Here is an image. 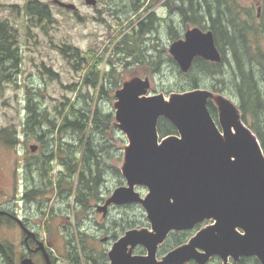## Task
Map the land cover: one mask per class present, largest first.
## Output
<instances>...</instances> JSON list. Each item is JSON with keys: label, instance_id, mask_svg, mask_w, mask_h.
Returning <instances> with one entry per match:
<instances>
[{"label": "water", "instance_id": "water-1", "mask_svg": "<svg viewBox=\"0 0 264 264\" xmlns=\"http://www.w3.org/2000/svg\"><path fill=\"white\" fill-rule=\"evenodd\" d=\"M84 1L92 7L98 2ZM52 2L77 10L73 3ZM169 53L183 73L197 58L223 59L213 31L199 27L171 43ZM149 88L148 79L133 80L117 91L115 118L129 141L121 169L126 185L113 192L106 206L141 205L153 231L128 230L111 247L110 264H209L214 257L222 264H239L242 258L264 264V151L259 139L232 102L218 105L220 128L209 111L213 93L207 89L173 93L167 101L163 94L147 95ZM162 118L178 135L161 137ZM30 150L35 153L38 146ZM138 186L148 189L145 197L135 190ZM207 221L212 223L187 244L158 259L159 246L172 232ZM38 244L51 264L43 243ZM139 246L146 254H133ZM21 264L35 263L25 258Z\"/></svg>", "mask_w": 264, "mask_h": 264}, {"label": "trees", "instance_id": "trees-1", "mask_svg": "<svg viewBox=\"0 0 264 264\" xmlns=\"http://www.w3.org/2000/svg\"><path fill=\"white\" fill-rule=\"evenodd\" d=\"M189 1L190 7L185 11L186 17L194 16L206 7L208 14L212 16L215 14L216 5L219 9L222 5L225 8L228 4L236 6L239 0L237 2L235 0H223L224 2L222 0H201L205 2L201 5L197 4L198 0ZM121 4L124 5L120 11L110 13L112 17L119 20L120 30L111 41L114 44L112 54L106 60L109 69L103 74L100 71L107 51L92 61L88 58L89 53L83 54L81 50L71 45H63L58 49L72 71L84 73L80 83L68 86V89L78 94L77 100L71 102L69 98H66V102H61L60 109L55 108V113L49 109L40 110L38 104L33 103V98L29 99L33 111L28 129L32 133H40L41 120H43L46 125V136L35 140L39 143V148L26 162L25 181L32 187L26 199L35 201L48 194L56 196L67 204V213H74L79 224L89 215L91 202L102 201V189L107 177L111 174L122 177L118 167L109 165L114 157L112 143L116 130L111 127L112 114L105 113L98 102L104 94L108 95L105 83L113 84L110 89L120 86L115 73L117 71L118 76L122 74L115 68L122 62L125 66L135 62L148 63L151 58L147 56L148 41L158 31L154 23L155 11L152 0H123ZM176 4L178 5L177 2ZM238 6L243 5L238 2ZM24 9L29 31L32 28H39L41 32L47 34L55 19L50 5L39 0H30L24 5ZM239 9L244 11L242 8ZM246 13L248 16L240 15L237 18H231L223 25L218 16L211 17L213 22L211 30L216 45L223 52L221 63H212L197 58L191 70L184 74L172 57L170 60L176 65L178 76L184 78L178 86L182 92L206 89L204 81L208 79L214 81L212 90L221 93L226 91V86L222 87L220 84L225 83L224 75L229 74L228 78L232 80L229 88L233 89L231 91L239 100L242 120L255 132L264 151V26L258 25L256 15L252 10ZM123 14L127 15L126 22H123ZM191 23L199 22L192 20ZM118 37L120 38L117 39ZM181 37L176 32L171 35V40L175 41ZM19 39V31L10 23V20H0V88L3 83L14 84L13 78L17 74L15 71L20 70L22 54L18 51ZM224 45L231 52L229 56L225 54ZM6 63L11 66L5 65ZM226 64L227 70H230L229 73L224 71ZM4 65L16 69L9 74L4 70ZM48 71L51 72L50 69ZM85 87L86 91H84ZM208 107L216 120L217 107L212 101L209 102ZM158 128L161 137L178 135L176 128L165 118L159 121ZM4 141L8 145L17 143L16 137L5 138ZM56 167L60 170L56 171ZM131 205L134 206V204ZM40 212L41 231L45 235L48 233L50 237V223L51 219L55 218L53 214L56 209L49 205L48 199L40 203ZM1 220L0 224L3 223ZM125 221H116L114 225H118L122 231L134 228L124 223ZM77 231L79 232L71 237L67 236V233L64 234L67 254L64 256L65 262L68 264H107L106 250L98 248L96 240L91 235L81 229ZM175 234L174 248L188 242V233ZM87 240L89 246H86ZM17 260L18 253L14 246L0 241V261L3 264H17ZM239 264H260V262L256 258H242Z\"/></svg>", "mask_w": 264, "mask_h": 264}, {"label": "rangeland", "instance_id": "rangeland-1", "mask_svg": "<svg viewBox=\"0 0 264 264\" xmlns=\"http://www.w3.org/2000/svg\"><path fill=\"white\" fill-rule=\"evenodd\" d=\"M28 1L30 0H0V20L9 19L10 23L19 31L20 42L18 51L22 54L20 70L15 71L16 68L11 67L12 72L15 71L17 73L13 78L15 80L14 84L3 83L0 88V129L5 127L13 129L17 125L18 129L22 125L19 121L26 117L25 106L27 104V97L33 98L40 110L49 109L55 113V108L60 109L61 102H66V98H69L71 102L77 100L78 94L68 89V86L80 83L84 73H75L72 71L68 62L61 55L58 47L71 45L81 50L83 54L89 53L88 58L89 60L92 59V61L107 51L104 57L105 61L100 66L102 74L103 72L105 73L109 69L106 60L111 57L114 46L111 41L117 36L120 30L119 20L116 17H112L110 13L120 11V8L124 5L121 4L123 0H99L96 7L86 5L84 0H61L66 3L75 4L77 10L73 12L55 5L52 0H39L50 5L55 18L47 31L48 33L45 34L39 28H32L29 31L26 22V11L24 9V5ZM238 2L245 7L254 4L253 1L248 0H239ZM156 11H158L160 16L165 15L161 6L157 7ZM126 17L127 15L123 14V22H126ZM173 19L178 34L183 37L187 27L182 23L181 17L178 14ZM170 36L166 26L159 29L148 41L149 51L147 52V56L148 58L151 57L148 63L135 62L125 66L122 62L117 67L118 72L120 71L122 76H118L117 71L115 73V77L118 79L120 86L110 89L113 84L105 83L108 95L104 94L98 102L105 113L112 114L113 116L111 127H114L116 131L115 139L112 143L114 157L109 163L112 167L122 169L125 150L129 146V141L120 131L115 118L117 109L115 105L117 102L116 94L121 89L120 87L133 80L148 79L150 88L147 95L163 94L166 100L169 101L173 93H182V90H179L178 86L184 81V78L178 76L177 67L170 60L169 47L173 42L169 39ZM129 61L133 62L131 60ZM49 69L51 72L48 71ZM225 70L226 73L230 71L229 69L227 70V64L224 67ZM228 77L229 74L224 75L225 83L220 84L222 87L226 86V91H222L221 93L212 90L214 81L208 79L204 81L206 89L213 93L211 101L217 109L221 102L236 103L239 107V101L234 96L235 93L231 91L233 89L230 90L229 88L232 80ZM29 87L32 91H29ZM86 90L87 88L85 87L84 91ZM90 92L92 93V89H90ZM216 121L220 127L219 111L217 112ZM247 126L249 127L248 124ZM22 134L23 132L21 131L19 135ZM5 142L2 139L0 140V205L2 204L4 207L9 208L16 206L22 215L31 218V224L37 225L41 223L40 212L38 211L40 209V203L42 204L43 201L49 199V205L56 209V212L53 214L55 218L51 220L55 224V219H57V223L64 228V233L62 235L60 234L51 246L54 255L57 257L58 264H68L64 260V256L67 254L63 237L66 233L67 236L71 237L76 232H79L77 231L78 229H81V231L91 235L96 240L97 247L106 250L107 259L105 261L107 264H110L108 254L111 247L127 232L119 229V226L114 225V222L126 220L124 223L128 226H133L137 230L146 229L149 232L153 231L147 219L146 211L141 205L119 206L111 204L106 206V202L112 196L113 192L119 187L126 185L122 173L121 178L112 174L107 177L105 186L102 189V201L91 202L89 215L81 224L78 223L74 213H67V204L65 202L56 198V196H50V194L39 198L33 205L34 213L28 206L25 208L23 203L16 205L13 201L15 196L14 188L20 189L21 186L23 187L25 185L26 162L37 152L32 153L30 146H39V143L34 139L25 137L15 145H8ZM55 169L56 171L60 170L58 167ZM40 184L44 185L43 183ZM135 190L141 197H145L148 194V189L144 186H138ZM211 223L207 221L196 229L183 232L188 233L190 239L198 230L208 227ZM12 227L8 221L3 220V223L0 224V241L12 244L18 251L21 245L22 235ZM175 233L182 232L171 233L165 243L159 246L157 254L159 260L173 250L176 244ZM86 246H89L88 240ZM133 254L144 255L146 254V250L143 247H137L133 250ZM209 264H221V260L215 258Z\"/></svg>", "mask_w": 264, "mask_h": 264}, {"label": "flooded vegetation", "instance_id": "flooded-vegetation-1", "mask_svg": "<svg viewBox=\"0 0 264 264\" xmlns=\"http://www.w3.org/2000/svg\"><path fill=\"white\" fill-rule=\"evenodd\" d=\"M235 1L237 2V0H235ZM248 1H253L254 4L252 6H249V7H245L244 5L240 7V6H238V2H237L236 6H230L231 4H228L227 7L225 8L224 5H222L221 9L217 8L218 5H216L215 14L212 16H210L208 14L209 12L207 11V7H206V9H204L202 12L196 13L194 16L193 20L199 22L200 24L199 23L192 24L191 23L192 22V16L191 15L188 17L187 20H185V22H183V24L187 27L186 28L187 30L191 29L193 27H199L203 31H208V30H211V27L213 25L211 17L218 16L220 23L223 25L224 22L229 21L231 18H237L240 15L248 16V13H246V11L252 10L253 13H255V15H256L258 25L264 26V20H262V17L264 16V0H248ZM98 2H99V0H98ZM222 2H224V1L222 0ZM183 4L186 8L189 9V7H190V1L189 0H184ZM197 4L200 5L201 0H198ZM202 4H203V1H202ZM153 5L155 7V20H156L158 31H159V29H161L164 26H166L168 28V30L170 27L174 26L175 21H174L173 17L176 14H179V12H180L179 6L176 4L175 0H153ZM159 6H161L163 13H165L164 16H160L158 11H156V8ZM239 8L244 9V11H241ZM183 12L186 13L185 10ZM185 33H184V35H185ZM184 35L182 38H184ZM169 39L171 40V36L169 37ZM224 51H225V54H227V56H229L231 54V52L227 49ZM220 52H221L222 57H223V52L222 51H220ZM5 65L11 66L8 63H6ZM5 65H4V67H5L4 70L7 71L9 74H11L12 68L7 67ZM118 66L119 65H117V67ZM117 67L115 69H117ZM43 68H44V66H43ZM29 91H32L30 87H29ZM29 99H30V97H27V104L25 106V110L27 113L26 117H25V119L19 121L22 123V125L19 126L18 129H17L18 125H17V127H14L13 129L8 128V127L1 128L0 129V140L1 139L4 140L6 137H14V138L16 137V141H17V143H19V141L23 140V137L37 140V139H40V138L46 136V134H45L46 128H45V123L43 120H41L40 133H37V132L32 133L28 129V126L30 123L29 119L31 118V114L33 111V107L30 106ZM34 103H36V102L34 101ZM21 131L23 132V134L19 135V133ZM31 188L32 187H30L26 181H25V185H23V187L21 186L20 189L14 188L15 196H14L13 201L15 202L16 205L23 203L25 208H27L26 206H28V208H30V210H32V212L34 213L35 211L33 210V207H34L33 205L38 200L28 201L26 199V195ZM22 189H24L23 192H21ZM15 191H16V193H15ZM17 202H19V203H17ZM22 209H24V207H22ZM0 211L6 212L4 215H0V220L2 219L1 221H3V220L8 221L13 226L12 228L16 229L22 235V241H21V245H20V248L18 249V251L14 247L15 251L18 253V260L17 261L19 263H21L22 260L25 258H32L34 260L35 264H48L47 259L45 258L44 251L42 249L39 250V244L38 243H39V241H41L45 247L46 252L49 255L51 264H58L57 263V257L54 255L53 250L51 249V246H52L53 242L56 241L58 236H60V234L62 235L64 233L63 232L64 228L62 225L60 226V224L57 223V219H55V221H56L55 224L53 221H51L50 228H49L50 237H48V233L45 231L47 234L44 236V237H46L44 239L41 237V235H43V231H41V223L37 224V225L31 224V222H30L31 218L22 215L21 211H18L16 206L15 207L12 206L11 208H9V207H4L1 204L0 205ZM26 211H27V209H26ZM38 211L40 212V209H38ZM40 215H41V212H40ZM18 219L21 220L22 223H20ZM27 233L30 234V237L28 240H25V238H26L25 236L27 235ZM191 264H195V263H191Z\"/></svg>", "mask_w": 264, "mask_h": 264}, {"label": "bare ground", "instance_id": "bare-ground-1", "mask_svg": "<svg viewBox=\"0 0 264 264\" xmlns=\"http://www.w3.org/2000/svg\"><path fill=\"white\" fill-rule=\"evenodd\" d=\"M176 1V0H175ZM183 1L184 0H177L176 2L178 3V6L180 7V12H179V16L181 17V21H182V23L183 22H185V20H186V18L188 19V17H186L185 16V13L183 12L184 10L186 11L188 8H186L185 6H184V4H183ZM201 4H202V1H201ZM200 4V5H201ZM192 16V20L194 19V16L193 15H191ZM155 26H157V24H156V20H155ZM177 32V28L175 27V26H172V27H170L169 28V34L170 35H173V34H175ZM223 48L226 50L227 49V47L224 45L223 46ZM1 212V211H0ZM0 264H3V262H1L0 261Z\"/></svg>", "mask_w": 264, "mask_h": 264}]
</instances>
